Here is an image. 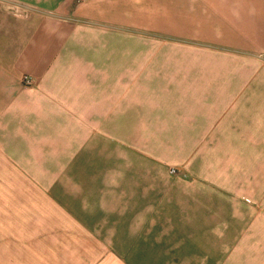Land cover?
I'll list each match as a JSON object with an SVG mask.
<instances>
[{
	"label": "crops",
	"instance_id": "crops-1",
	"mask_svg": "<svg viewBox=\"0 0 264 264\" xmlns=\"http://www.w3.org/2000/svg\"><path fill=\"white\" fill-rule=\"evenodd\" d=\"M92 134L232 139L264 178V0H0V264H264V227L218 196L182 234L91 245L85 210L42 193L38 155Z\"/></svg>",
	"mask_w": 264,
	"mask_h": 264
},
{
	"label": "rangeland",
	"instance_id": "rangeland-1",
	"mask_svg": "<svg viewBox=\"0 0 264 264\" xmlns=\"http://www.w3.org/2000/svg\"><path fill=\"white\" fill-rule=\"evenodd\" d=\"M120 140L92 134L89 143L74 154L38 155L44 166L42 193L65 201V208L74 205L85 210L86 223L97 231L90 235L91 245L95 239L112 246L117 242L126 253L135 242L159 241L163 229L182 234L204 221L189 217L195 200L217 196L219 205L234 210L236 217H245L256 231L264 227V178L257 168V154L228 153L232 144L228 138ZM35 192L38 187H27L28 194ZM43 204L44 217L54 218V208L47 207L46 201ZM75 241L88 242L80 234Z\"/></svg>",
	"mask_w": 264,
	"mask_h": 264
},
{
	"label": "built area",
	"instance_id": "built-area-1",
	"mask_svg": "<svg viewBox=\"0 0 264 264\" xmlns=\"http://www.w3.org/2000/svg\"><path fill=\"white\" fill-rule=\"evenodd\" d=\"M23 83L27 86H31L34 83V81L31 77H25Z\"/></svg>",
	"mask_w": 264,
	"mask_h": 264
}]
</instances>
